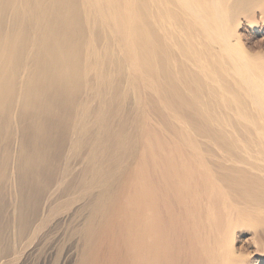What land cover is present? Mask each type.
I'll use <instances>...</instances> for the list:
<instances>
[{
  "label": "bare ground",
  "instance_id": "6f19581e",
  "mask_svg": "<svg viewBox=\"0 0 264 264\" xmlns=\"http://www.w3.org/2000/svg\"><path fill=\"white\" fill-rule=\"evenodd\" d=\"M256 11L264 0H0L2 216V193L20 200L0 264L85 224L79 264H232L233 228L264 240V57L238 35ZM54 146L77 156L62 174L90 164L74 179L89 194L63 198L62 180L48 194L40 157ZM32 164L47 175L30 195ZM58 201L67 211L40 235Z\"/></svg>",
  "mask_w": 264,
  "mask_h": 264
},
{
  "label": "rangeland",
  "instance_id": "374dc122",
  "mask_svg": "<svg viewBox=\"0 0 264 264\" xmlns=\"http://www.w3.org/2000/svg\"><path fill=\"white\" fill-rule=\"evenodd\" d=\"M251 23L254 25V29L253 30H249V29H247L246 27H245V22H243V24H242V26L240 27V29H239V32H238V35H239V39H240V42H241V44L243 45V48L247 51V52H249L250 54H259V55H261V56H263L264 57V16H262V15H260L259 14V12H255L254 13V15L251 17ZM53 122H51V124H52ZM50 123L48 124V126L49 125H51ZM55 124V123H54ZM29 132H31V130L29 131ZM48 133L51 135V137L48 135ZM52 134H53V132H49V131H47V137H50V138H52ZM67 135H69V132H68V134L66 133V136ZM88 136V135H87ZM86 136V137H87ZM29 137H31V136H29V134H27V135H25V137L24 138H29ZM57 137H59V140H57L58 138ZM69 137V136H68ZM68 137H66L65 138V141H64V147L65 148H67L66 146H67V144H68ZM68 138V139H67ZM26 139V140H27ZM53 139H55L54 141H55V143L56 142H58L59 143V141H60V136H56L55 138H53ZM84 139H85V135H84ZM67 140V141H66ZM22 141H24V140H19V142H22ZM29 146H28V149L29 150H27V151H29V155L30 156H32V157H30V160H32L33 158H34V155H35V152L37 151V153L39 152V150L38 149H36V148H34V150H32V148L34 147V145H31V144H28ZM66 145V146H65ZM11 147H10V151H11V149H12V151L13 150H18L19 148H20V146L18 145V143H15L14 145L12 144V145H10ZM30 146H32V147H30ZM7 147L8 146H6L5 147V149H4V153H3V157H4V154H5V152L7 151ZM30 148H31V150H30ZM47 149H45L44 150V155L42 154V157H40L39 156V154H37L36 155V157H40V158H42L41 159V161L42 162H40V161H38V162H36L35 164L37 165V166H39L40 164H44L43 166L42 165H40L39 167L40 168H42V167H45V170L47 171V169L49 170H51L52 172H53V176H47V179L50 181V182H54L53 184H54V188L51 190V191H49V193L48 194H50V195H52L53 197H57V198H60V181L62 180V181H65L64 182V185H63V187L66 189L64 192V194L62 195V197L63 198H69V196H71L70 198H72V194L73 193H75V192H77V191H79L80 192V190H81V192H80V194H82V195H80L81 197L83 196V195H87V193L90 191L89 190V187L88 186H86V184L88 183L87 181V183L86 182H84V183H82L81 184V186L83 187H81L80 185H76L75 183H74V179L75 180H81V178H83V170H84V168H86V166L88 165V168H90L91 166H89L90 164H85L86 163V161H85V166H84V164H83V167H81L82 169H80L79 170V172L77 173H74L73 174V177H75V178H73L72 179V176L71 175H69V174H66V170L64 171V174H62V167H64V168H67V166L68 167H70L72 164L71 163H73L74 162V160H76V157L77 156H75V155H71V153L69 152V156H67V150L68 149H64V151L62 152V156L60 157V149L58 150V148H60V147H57V146H54V147H46ZM24 149H26V148H24ZM35 149H36V151H35ZM34 153H33V152ZM135 151V150H134ZM136 152V153H135ZM134 152V154H137L138 155V153L139 152H137V150ZM41 155V154H40ZM136 155V156H137ZM135 156V155H134ZM0 157H1V155H0ZM71 157H72V159H71ZM32 158V159H31ZM51 158H53V159H51ZM18 159V158H17ZM45 159V160H44ZM61 159V160H60ZM65 161H64V160ZM67 159V160H66ZM37 161V160H36ZM40 162V164L38 165V163ZM64 163V164H63ZM68 163V164H67ZM69 163H70V165H69ZM32 165H33V167H32ZM31 165V167L32 168H30L31 170H29V172L31 173V175H30V178H29V181L31 180V181H33L34 179L33 178H35V180H34V182H32L31 183V181L29 182L28 181V184H29V188H27L26 190L27 191H30L31 193H30V195L31 194H33L34 192H36L37 191V187H36V185H38V182H42L45 178H46V175H47V173L45 172V171H43L44 173L42 174L41 172H39V171H37L38 170V168H37V166L36 165H34V164H32ZM64 165V166H63ZM34 166H35V168H34ZM42 166V167H41ZM50 168H49V167ZM52 166H53V168H52ZM38 172V176H35V175H32V174H34V169ZM47 168V169H46ZM34 171H33V170ZM49 170V171H50ZM35 171V172H36ZM89 171H90V173H89ZM33 172V173H32ZM52 172H50V173H52ZM97 172V171H96ZM95 172V170L93 169L92 171L91 170H88V173H86V176L87 175H89V176H87V177H89V178H93V177H95V176H97V174H95L96 173ZM80 173V174H79ZM79 176H78V175ZM94 174H95V176H94ZM33 176V177H32ZM35 176V177H34ZM92 176V177H91ZM88 178V179H89ZM97 178V177H96ZM38 181V182H37ZM72 182L73 184H71V183H68V182ZM68 184H67V183ZM75 182H79V181H75ZM32 185H31V184ZM86 183V184H85ZM66 184V185H65ZM30 185H31V189H30ZM34 185V189L32 188V186ZM70 185V186H69ZM8 186V185H7ZM39 186V185H38ZM69 186V187H68ZM77 186V187H76ZM88 187V189L86 188V187ZM56 187H58V189H56ZM80 187V188H79ZM74 188V189H73ZM78 188L80 189V190H78ZM87 189V190H84V189ZM82 189H83V191H84V193H86V194H84L83 193V191H82ZM32 190V191H31ZM35 190V191H34ZM73 190L75 191V192H73ZM41 190H39L38 192H40ZM86 191V192H85ZM78 192V193H79ZM44 193H45V191H44ZM44 193H42V195L44 194ZM68 193H69V195H68ZM72 193V194H71ZM95 194H97L96 192H94ZM92 194V195H95V194ZM5 197H4V200H5V202H4V204H5V206H7V207H4L5 209L3 210V211H5V212H3L4 213V215L2 216V209H1V204H0V225H3L4 226V229H3V234H1L0 233V243L2 244H0V248L2 249V250H4V248L5 247H8V246H12V244L14 243V241H13V238H12V228H11V225L14 223V220H16V217L17 216H15V219H13V217H12V208L16 205L17 206V203L18 204H20L19 202H20V200L18 201V195L16 194V196H13V198H12V200H13V202L12 203H14V200H15V202L16 203H14V205L12 206V208L10 207V205L9 204H7L8 203V201H9V199H10V197H12V194H11V196H8L7 194H4V193H2ZM25 194V193H24ZM66 194V195H65ZM89 194V193H88ZM23 195V194H22ZM26 195V194H25ZM27 196V195H26ZM33 196H36V195H32L31 197H33ZM75 196H77V195H75ZM17 197V198H16ZM24 196H22V198H23ZM21 198V199H22ZM69 198V199H70ZM19 199H20V196H19ZM60 201V200H59ZM59 201H58V206L57 207H59V209L57 210V212H56V217L54 218V217H52V218H54L53 219V221H52V218H49V220L51 219V222L49 221V220H44V222H43V224L41 225V227H40V230L39 231H41V232H39V234L40 235H42L43 233H45L48 229H50L52 226V224L55 222V220H57L58 219V217L60 218V213H61V211H67V205H63V208L60 210V203H59ZM30 204H29V206H25V204L23 203V204H21V208H22V213H23V211H24V213H28L29 211H31L32 209L34 210L35 209V206H34V203L32 202V201H28ZM7 204V205H6ZM15 206V207H16ZM22 206H24V207H22ZM30 206H31V208H30ZM30 208V209H29ZM25 209H26V211H25ZM59 214V215H58ZM24 215V214H23ZM58 216V217H57ZM4 218V219H3ZM57 218V219H56ZM13 221V222H12ZM46 221H49V222H47L48 224H47V226H46ZM12 222V223H11ZM16 223V222H15ZM43 225L46 227H44L43 228ZM96 225V224H95ZM13 227V226H12ZM85 227V228H84ZM87 227H86V224L82 227H80L79 229H73L72 231H69L68 233H67V235L66 236H63V238L61 239V240H63V242L60 240V237H59V239H58V237H56L55 239H56V241H52V238H54V236H53V232L51 233L52 235H50V233L49 234H47V235H44L45 237H46V239H45V243L43 242V244H41L40 245V247L38 246L37 247V250L35 251V252H33V253H30L29 255H31V256H29V255H27V257L25 258V261L23 262V263H21L22 262V260L20 261L19 259H21V258H23V257H20L21 255H23V251H19V252H22V253H19L18 251H17V249H16V253H15V255L12 257L13 259H12V261H14V262H10L9 264H43V256L46 254V249L48 248V246H50L51 245V243L53 242V244H54V251H53V264H60V260L61 259H63L64 257L63 256H65V254L67 253V251H69L68 250V248H72V249H74L75 250V253H76V256L74 255V254H72V255H74L73 256V258H75V259H73V261H72V263L71 264H79V262H81V260H82V257H83V253H84V251H85V249H84V242H85V240H84V235H83V233L85 232V229H86ZM43 229H45V231L43 230ZM47 229V230H46ZM13 230H14V228H13ZM79 231V232H78ZM231 233H229V237H228V243H229V247H230V250L232 251V254H233V256H234V258H236V260H237V262H235V263H232V264H264V257L262 258L261 257V254H262V252H264V240L263 239H260L259 237H254V235H253V233L252 232H250V231H247V230H245V229H243V228H233L231 231H230ZM80 233V234H79ZM54 234H55V232H54ZM59 235H60V232H59ZM80 235V236H79ZM208 235H210V236H212V235H214V232L213 231H210L209 233H208ZM52 236V237H51ZM44 237V238H45ZM50 237H51V239H50ZM66 237V238H65ZM68 237H70V238H73V241H72V239H70V238H68ZM76 237V238H75ZM49 238V239H48ZM80 238H81V240H80ZM3 239V240H2ZM48 239V240H47ZM79 239V242H81L80 243V245H81V247H80V245H78L77 244V240ZM2 240V241H1ZM12 240V241H11ZM47 240V241H46ZM51 242V243H50ZM68 242H71L70 244L68 243ZM75 242V243H74ZM5 243V244H4ZM47 243V244H46ZM74 243V244H73ZM66 244H68V245H66ZM75 245H77L76 246V249H75ZM11 246H10V248H11ZM32 246H34V243H32ZM43 246V247H42ZM45 247V248H44ZM68 247V248H67ZM80 247V248H79ZM67 248V249H66ZM1 249H0V251H1ZM78 249H79V251H78ZM74 250H73V252H74ZM76 251H78V252H76ZM80 252V253H79ZM82 252V253H81ZM258 253H261V254H258ZM19 256H17V255ZM20 254V255H19ZM44 254V255H43ZM79 254V255H78ZM77 255H78V257H77ZM55 256V257H54ZM34 257V258H33ZM58 257V258H57ZM60 257H61V259H60ZM250 257V258H249ZM18 258V259H17ZM78 258V259H77ZM39 259V260H38ZM19 260V262H17ZM77 260V261H76ZM76 262V263H75ZM70 264V263H69Z\"/></svg>",
  "mask_w": 264,
  "mask_h": 264
},
{
  "label": "clouds",
  "instance_id": "9594fccd",
  "mask_svg": "<svg viewBox=\"0 0 264 264\" xmlns=\"http://www.w3.org/2000/svg\"><path fill=\"white\" fill-rule=\"evenodd\" d=\"M250 258V257H249Z\"/></svg>",
  "mask_w": 264,
  "mask_h": 264
}]
</instances>
